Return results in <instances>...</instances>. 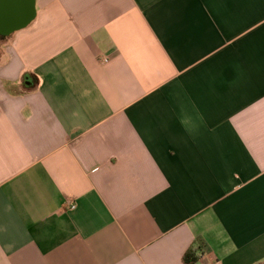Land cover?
<instances>
[{"label": "crops", "instance_id": "obj_1", "mask_svg": "<svg viewBox=\"0 0 264 264\" xmlns=\"http://www.w3.org/2000/svg\"><path fill=\"white\" fill-rule=\"evenodd\" d=\"M35 8L0 30V264H263L264 0Z\"/></svg>", "mask_w": 264, "mask_h": 264}, {"label": "water", "instance_id": "obj_2", "mask_svg": "<svg viewBox=\"0 0 264 264\" xmlns=\"http://www.w3.org/2000/svg\"><path fill=\"white\" fill-rule=\"evenodd\" d=\"M21 0H0V30L2 32L11 33L13 31L22 29L29 25L36 16L35 0H29V5L25 9L26 18L24 21L11 22L10 19L22 14L23 12H17L13 9L17 3ZM3 8V11H2ZM3 12V13H2ZM7 12V15H4ZM264 264V263H263Z\"/></svg>", "mask_w": 264, "mask_h": 264}, {"label": "trees", "instance_id": "obj_3", "mask_svg": "<svg viewBox=\"0 0 264 264\" xmlns=\"http://www.w3.org/2000/svg\"><path fill=\"white\" fill-rule=\"evenodd\" d=\"M201 248H191L184 256L185 264H195L200 259V251Z\"/></svg>", "mask_w": 264, "mask_h": 264}]
</instances>
